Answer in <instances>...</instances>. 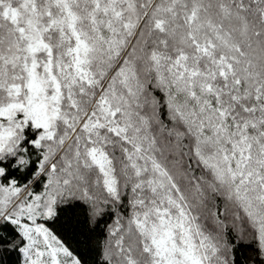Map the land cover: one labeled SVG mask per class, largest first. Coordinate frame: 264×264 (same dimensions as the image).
<instances>
[{
  "label": "snow or ice",
  "instance_id": "obj_1",
  "mask_svg": "<svg viewBox=\"0 0 264 264\" xmlns=\"http://www.w3.org/2000/svg\"><path fill=\"white\" fill-rule=\"evenodd\" d=\"M0 264H264V0H0Z\"/></svg>",
  "mask_w": 264,
  "mask_h": 264
}]
</instances>
